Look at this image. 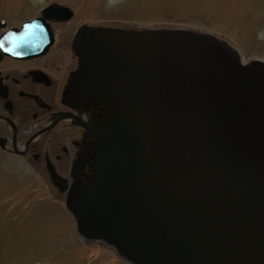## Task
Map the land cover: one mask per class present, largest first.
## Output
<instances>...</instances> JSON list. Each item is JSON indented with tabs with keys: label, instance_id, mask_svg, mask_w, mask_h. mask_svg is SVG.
I'll use <instances>...</instances> for the list:
<instances>
[{
	"label": "water",
	"instance_id": "1",
	"mask_svg": "<svg viewBox=\"0 0 264 264\" xmlns=\"http://www.w3.org/2000/svg\"><path fill=\"white\" fill-rule=\"evenodd\" d=\"M84 25H102L77 33L71 83L98 110L81 124L92 173L51 171L79 234L133 264H264V60L193 25L81 20L72 33Z\"/></svg>",
	"mask_w": 264,
	"mask_h": 264
},
{
	"label": "rangeland",
	"instance_id": "2",
	"mask_svg": "<svg viewBox=\"0 0 264 264\" xmlns=\"http://www.w3.org/2000/svg\"><path fill=\"white\" fill-rule=\"evenodd\" d=\"M30 5L71 6L81 20L171 22L212 30L241 51L264 59V0H1ZM34 7V8H33ZM29 8L24 7V12ZM72 32V29H71ZM0 264H130L110 246L82 240L65 201L53 196L32 165L0 152Z\"/></svg>",
	"mask_w": 264,
	"mask_h": 264
},
{
	"label": "flooded vegetation",
	"instance_id": "3",
	"mask_svg": "<svg viewBox=\"0 0 264 264\" xmlns=\"http://www.w3.org/2000/svg\"><path fill=\"white\" fill-rule=\"evenodd\" d=\"M46 6L38 14L22 18L20 14H30V5L15 3V11L0 0V38L9 32L32 33L26 43L12 47L5 41L0 48V152L38 167L36 170L65 195L53 183L51 171L69 184L87 179L91 174L88 150L93 139L81 124L96 122L87 112L91 109L71 90L80 66L74 48L77 29L72 33V27L62 30L60 25L70 24L73 17H48L42 14ZM24 7L29 11L24 12ZM38 18H43L38 27L24 28ZM96 112L92 115L98 118Z\"/></svg>",
	"mask_w": 264,
	"mask_h": 264
},
{
	"label": "snow or ice",
	"instance_id": "4",
	"mask_svg": "<svg viewBox=\"0 0 264 264\" xmlns=\"http://www.w3.org/2000/svg\"><path fill=\"white\" fill-rule=\"evenodd\" d=\"M32 35L30 32H25L22 34H17L15 32H9L7 35L3 36V38H0V48L4 47L5 41H8L12 47H17L21 43H26L28 42V37ZM6 50H11V48L6 49Z\"/></svg>",
	"mask_w": 264,
	"mask_h": 264
}]
</instances>
